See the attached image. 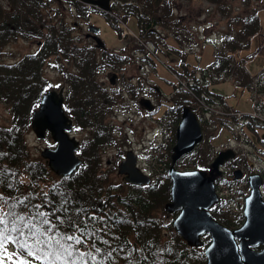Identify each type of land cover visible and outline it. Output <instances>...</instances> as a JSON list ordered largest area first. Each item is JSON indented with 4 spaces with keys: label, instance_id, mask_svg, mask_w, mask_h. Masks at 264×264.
<instances>
[{
    "label": "rangeland",
    "instance_id": "374dc122",
    "mask_svg": "<svg viewBox=\"0 0 264 264\" xmlns=\"http://www.w3.org/2000/svg\"><path fill=\"white\" fill-rule=\"evenodd\" d=\"M61 1H64L63 11L60 9L58 10L57 8L56 13H61V15L65 17V22H63V24H65L66 22L69 23V20L73 17L75 21H77V25L80 26L76 27V29L72 28V26H70L71 24L68 25V29L62 26V32H59V34L61 33L63 36V33H65L66 35H69V42L73 41L74 39V41L76 40V44H78V46L90 49L84 55L81 54L85 56V58L87 56L90 64L93 65L94 63L93 60H91L90 55L92 52H95L96 56L100 55L103 52L101 51V48L99 46H94L90 38H85L83 36V32L86 29L85 25L87 22L99 28L98 35L100 36L101 40H103L105 46L104 48L106 49L105 51H107V53L113 51L118 54V57L125 58L123 59V65L121 67L120 64H118L117 66H112V68H114V70H116L117 73L119 75H122L123 77L135 80L137 78L140 79L139 81H136L139 82V87L134 88L136 91H133L135 98L138 96V92L141 93V90L145 93H152V89L150 86H147L145 88L141 87V82H144V78H146L151 85L156 84L161 91H164L166 95L170 96L174 101L168 102V100L166 99V106H169L171 104L173 105L175 104V102H182L183 104L187 103L192 106L202 124L201 126L203 136L190 152L185 155L183 154V156L177 158V160L174 162V166L176 168H188L196 166H205L204 168H207L210 160L215 155V152L217 150L224 149L226 147L229 149L232 148L234 154L226 159L223 163L224 175H226L225 177H227L228 180L225 181V179L223 178V180L217 183L218 189L221 188L222 190L221 196H223V199L219 205V210L215 211V218H218L221 222L223 217H226L228 218V220L232 221L239 220L237 214H239L241 210V207L239 205L240 203H242V200L240 199L238 192H241L243 194L244 190L242 191L241 188L244 189L245 187H243L244 185L238 186L237 184H235L236 187L232 188L234 192L233 194H231L232 190L230 189L231 187H229V185H232V183H235L236 181L230 179L231 176L229 174V171L236 165L247 168L246 163H244L243 159L246 160V162L250 163L254 161L256 165L262 166V169L264 171V125L260 126L258 124H253V126L255 127V131H253L246 127L247 121L245 122V119L243 117H237V115L234 116L233 114H231V112H233L231 107L243 113L252 112V100L251 98H249L247 90L237 87L235 85L236 81L234 80L233 76L227 75L223 77L225 81L217 82L216 84H211V82L217 80L220 81L223 79L219 78L217 80L213 79L207 81L208 89H214V91L222 93L226 99L227 104L225 103V99L222 95L220 99L219 97L216 98L215 95L211 94L205 96V98L199 95V99L195 98L194 94L185 89L184 85L186 80H192L193 77L190 74L191 72L194 75L196 74L197 76L200 74V70H198L200 68H198L197 65L205 66V64L209 63L212 60L214 51L225 46L223 45V39L226 34L227 36H229L228 33L236 35V31H227L230 30L233 25H236V23H234L233 21L235 14H237V16L240 18V21L242 20V17L247 13L257 10L261 11V16H264V2L258 0H219L218 2H215V0H169L171 4L175 5V9L172 15H174L175 17L178 15L180 18L183 16V19L181 20V22L177 23V26L176 24L165 25L166 27H163L161 25L155 26V32L151 36H153V39L156 43L161 45V49H157L154 52L155 56H152L153 59H150L145 55L144 50L151 51L150 49L153 45L151 43L142 41L145 45V48L143 45L142 47H139V44L141 42H138L139 40L136 36L138 33L136 18L132 14H128L127 18L122 16L125 9L124 7H122L125 3L123 2L124 0H116V2L120 5L116 6L115 8L116 13L118 12L117 16L119 17V19L111 16L112 21L107 18V16L110 15H102L100 12H98L99 9L94 8L92 5L89 6L92 8V12L84 14L85 5L83 4V2L81 3L79 1L78 15L74 17V12L72 11V9L68 10L69 6H67L66 0ZM143 2V0H139L138 5L143 6ZM28 4L29 0H23V3L21 1V5H24L26 8ZM10 5L11 4H8L6 0H0V66L5 67L9 65H15L17 62L19 65V63L24 58H28L29 52L35 51L36 49L39 50V48H41L42 51L49 50L50 52L44 55V58L40 63L38 70L43 83V89L53 87L57 88L56 83L58 80H61V83L65 88V100H67L66 94H68L67 92H69L73 95L75 94V99L77 101H82L85 98L84 96H86V94L82 90L76 91L77 88H80L78 84L80 80L78 74H80L79 71L81 68L79 66V63H81L80 59L77 60L75 56V59L70 58V56L65 53H62V58L59 55L55 56L53 54L55 51V43L56 41L59 42L60 36L57 32V35L54 38V42H52V40L49 39V31L47 32V30L49 28L48 23H57V15L53 14L49 22L47 23H45L46 20L44 22L42 21L43 27L41 28V30H39V33L35 32L31 33L32 35L25 36L20 32H24L26 30H22L23 28H19V32H16L11 20L9 19L11 13H14L18 8L14 6L8 9ZM17 6L20 5L18 4ZM44 8H42V10H44L42 12L43 14L47 10ZM80 8L83 11H79ZM160 13H162L161 9L159 11V14ZM120 20L123 21L120 23L122 28H120V26L118 25L116 26V24ZM35 21L37 20L35 19ZM125 25L127 28H130V30H127V33H123V26ZM238 26H240L239 20ZM195 32H197V35H195ZM209 32L211 34H208ZM225 32L227 33L224 34ZM176 34L177 36H175ZM73 35H76V39ZM191 36H193L194 39L190 38ZM207 36L212 37V43L210 42V40H208ZM37 38L41 39L39 42V46H37ZM259 39L262 47L261 52L264 53V34L259 35ZM48 40H50V42H47ZM249 41L250 46L244 51H248V49L250 48H255L258 41L257 35L251 36ZM66 42L69 43L68 41ZM44 45H46V48H43ZM67 47L68 46H62V48L64 49H67ZM177 52L179 53L180 57L186 59V62L184 61L182 65L188 66V69L184 70V73L182 75H177V78H175L171 70L175 69L178 72L177 67L179 66L177 64H179V55ZM140 53L141 55L138 56ZM253 53L254 52H251L247 55L241 54L242 58L245 56L244 59H239L241 61V64H245V62L250 59L249 57H251ZM57 59H60L59 61L61 62L57 63ZM254 60H258V57L254 58ZM262 62L263 58H261V65ZM108 63L111 66V62ZM135 63H138L139 67H137ZM60 64L63 67L67 68V70L65 71L67 74H65L63 72V69L60 68ZM179 65L182 69L181 64ZM258 66L259 65H255L256 71H258L260 68V66ZM192 67H194L195 70H191ZM249 67L247 66V68ZM68 68H71V70ZM86 71H88V69L83 72L86 73ZM249 71L250 73L253 72L251 69H249ZM98 76L103 77V74L100 72L98 75V73H96L95 71V74H93V76H88L92 79V86L90 85V91L93 94L92 100L94 103H96L97 100L101 103L102 100L98 97L100 95L99 92H103L102 87L95 84L98 82ZM219 76L221 77V75ZM122 81L123 79H120L118 86L123 83ZM194 82H196V79ZM103 83H105L103 84L105 88L111 87V85L107 82V79H105ZM125 83L128 84L127 82ZM177 85L178 88L181 87L183 92L176 91L174 92V94H172L171 91ZM122 93L124 95L120 94V98H115L110 102H106L105 108L104 105H101V112L103 111V113H101V127L92 121L89 122V125L79 126L67 110V108L69 109L68 105H72V102L68 100L66 102L68 105L66 103L64 104L65 113L72 120V127L74 128V130H72L73 136L79 143V149L77 152L78 157H83V155H81V147H86V142L92 144L94 142L93 138L102 134L101 142L104 143L97 145V164H95V177L96 180L98 179L97 183H100V186L102 185V187H104V190L107 189L108 191V188L111 189L112 195H115L116 193L133 191V188H131V186L129 185L130 183L121 179L119 174L116 172L115 168L119 159L115 157L110 165L106 164V167L104 166L106 158H109L111 152L116 149L114 148L115 146H113V143L116 141V139H118L117 141H120V139L123 137V131H127V136L130 137L132 143L131 147H135V150L139 152L137 149L138 146H136L135 138L137 139L140 126H142L140 124L146 125L147 127L157 125L158 131V124L164 122L165 120L172 119L173 116L172 110L170 109L168 110V112L167 107H164L154 112L155 115L162 114V116H160L159 118L155 117L154 119H150L151 117H149V115L145 113L146 110H141L140 108L138 109L133 103L132 105L130 103L128 112L125 107H121V109L119 110L114 108L113 111L114 105L112 106L111 103H115L116 101L121 100V98L123 99V96L127 95V93L125 92ZM208 98H211V100H213L208 101ZM163 101L165 104L164 99H162L161 102ZM36 102L37 100L34 102L31 109L36 106ZM73 105L71 106V112L73 111V114L76 115L77 110L73 107ZM142 111L145 114L143 117L141 114ZM114 112H117V116H114ZM103 121L105 123L107 122L106 126H102ZM8 125H10L9 103L0 96V126L7 127ZM174 126L175 124L173 123V125L171 126L172 129H174ZM21 139L23 140L25 148V160L41 161V157L39 156L40 150L43 147H47L52 144V141L47 133L43 136L42 139H36L35 136L30 132L29 126H26L22 130ZM145 142H147L148 144L144 145V151L141 152L140 157L138 158L139 164H141V166L143 167H147L148 172L151 176V183L155 182L156 180L165 181V179L168 177L166 174V170L168 167L167 165L170 162V148L162 147V152L157 153L158 155L153 156L151 154V151L154 148L150 146L151 142L149 143L147 139H145ZM124 147H126V145ZM161 149L159 150V152L161 151ZM84 154L91 156L93 153H89L88 151V153L85 152ZM51 177L56 181L54 174ZM22 180L23 183L28 182L27 176L23 175ZM41 185L42 184H40L39 186L40 188ZM137 189L139 191L141 190L140 192H145L146 185L138 186ZM230 196H237L238 199L233 200V204H231V202L227 204L226 202L228 201ZM163 203L164 201L161 202L156 208L152 209L153 216L157 221L160 222L158 236V242L160 244H163L166 241L173 240V238L177 239V235L174 234L173 228H171V218L176 213V211L168 212L163 208ZM223 210H225L224 214L226 213L227 215H224L222 213ZM228 226L231 227V225ZM207 238L208 236L206 234H203L201 236L202 244H200L199 247L196 246L202 253L203 261L204 253L202 251V248L204 245V241H208ZM4 263L7 262L4 261Z\"/></svg>",
    "mask_w": 264,
    "mask_h": 264
},
{
    "label": "trees",
    "instance_id": "16d2710c",
    "mask_svg": "<svg viewBox=\"0 0 264 264\" xmlns=\"http://www.w3.org/2000/svg\"><path fill=\"white\" fill-rule=\"evenodd\" d=\"M21 1L23 3V0L7 1L11 5H20L11 21L16 32L19 28H23L22 30L25 29L26 31L20 33L25 36L35 32L39 33L38 25L44 21L43 13L38 14L36 10L35 12L31 10V7H36L37 0H29L27 8L21 5ZM143 1V6H139V0H124L125 3L122 7L125 9L122 16L132 14L136 18L138 42L143 41L153 45L154 51H150L151 54L144 50L145 55L151 59L152 56H155L154 52L161 49V45L156 43L151 36L155 32V26L166 27L165 25L171 24L177 26L183 16L180 18L178 15L176 17L172 15L175 5L171 4L169 0ZM218 1L215 0V2ZM258 1L264 2V0ZM74 4L78 8V3ZM160 9L162 13L159 14ZM79 11H82L81 8ZM263 18L264 16H261L259 10L247 13L241 21L235 14L233 21L236 25L227 31H236V35L228 33L229 36H227V32H225L226 35L223 39L225 46L216 49L212 55V60L205 66L197 65L200 68L198 69L200 70L199 77L196 79L193 77V73H190L192 79L194 81L196 79L192 85L193 92L203 98L210 94L215 95L216 98L219 97V99L221 97L219 93L211 92L208 89V80L223 79L227 75L233 76L236 81L235 85L246 89L249 97L252 100L254 98V109L257 110L260 118H263L260 119L253 115L244 117L248 120L246 127L253 131H255L253 124L264 125V104L260 100V97L264 96V53L261 52L262 47L259 39V35L264 34ZM238 20L240 26H238ZM26 21H28V25H26ZM48 25L50 27L49 39L54 42L57 32L52 30L53 26L50 23ZM253 35H257L258 41L250 53L262 55L263 62L257 72L250 74L239 59L245 58V56L242 58L241 54L246 55L244 50L250 46L249 40ZM190 38L194 39L193 36ZM62 46H68L67 49L62 48V53L70 54L71 47L68 43H62ZM139 47L142 45L139 44ZM43 48H46V45ZM75 49L74 56H77V60L80 59L81 62H78L81 67L80 74H78L80 88H77L76 91L82 90L86 96L82 101H77L75 94L70 93L72 105L74 104L73 107L77 110L76 115L73 114V111L71 112L72 105L66 104L69 106V109L67 108L68 113L75 122L79 126H85L89 125L91 121L86 113V108L93 102V94L90 91L91 75L95 74L97 65H109L108 62H111V66H117L121 62L123 63L125 58H120L118 54L111 51L107 53V51L101 50L103 53L100 55L95 56L93 52L90 54L91 60L94 62L92 65L87 56L86 58L83 56L90 49L80 46ZM48 52L50 51H42L39 48L36 52L30 53L28 58H24L19 65L17 62L15 65L0 66V96L8 101L10 109V125L7 127L0 126V212L5 215V224L0 225V228H6L5 234L11 237L5 242L4 247L0 248V260H7L12 264H20L21 261L24 264H63L62 260L53 261L51 255L48 256V260H45L43 245L32 247L33 240L27 235L18 237L17 232L11 231L15 224L20 223L16 220L17 216L27 218L30 215L35 216L39 211L47 215L52 225L57 226L54 234L56 238H59L61 234L72 233V221H75L80 227H83L84 222H87L90 230L96 232V236L87 237L83 245L76 247H79L82 252L90 251L96 257V260L89 262V264H204L201 251L194 245H188L174 230L177 239L173 238V240L163 244L158 242L160 222L153 216L152 209L161 202L168 201V177L165 181L156 180L146 184L145 192H140L141 190L137 189L141 185L129 184L133 191L116 193L115 195H112L111 189L108 188V192L107 189L104 190L102 185L100 186V183H97L98 179L96 180L95 177L96 154L93 150L98 147L97 145L104 143L101 142L102 134L93 138L92 144L86 142V147H81L83 157H81L82 163L79 167L66 176L54 175L56 181L51 177L53 174L41 159V161L24 159L25 148L21 133L26 126H29L31 107L42 92L43 83L38 70L44 55ZM184 61L186 62V59L179 55L178 63L181 64L182 69L179 64H177L179 67H176L178 71L181 70L183 73L184 70L188 69V66L182 65ZM87 69L88 71L84 73L83 71ZM191 70H195V68L193 67ZM99 94L102 99L100 105H104L105 108V103L110 102L111 99L109 100L103 92H99ZM207 100L212 101L213 99L208 98ZM105 124L103 121L102 126ZM88 151L93 154L91 156L84 154ZM23 175L27 176L28 182L23 183ZM40 184H42L41 188L39 187ZM21 201L23 203H20ZM61 220L65 222L61 223ZM236 221L228 220L226 217L222 219V223L231 226H234ZM171 228H173L172 225ZM24 231L27 233V229ZM25 241H27L29 248L22 250L20 245ZM93 243H95V247L100 249L99 253L91 247ZM36 248L41 249L38 255H28L29 251L35 253ZM53 250L54 248H50L47 251Z\"/></svg>",
    "mask_w": 264,
    "mask_h": 264
},
{
    "label": "water",
    "instance_id": "95a60500",
    "mask_svg": "<svg viewBox=\"0 0 264 264\" xmlns=\"http://www.w3.org/2000/svg\"><path fill=\"white\" fill-rule=\"evenodd\" d=\"M108 9V0H81ZM88 30L94 32L96 45L102 46L96 32L98 27L88 25ZM53 91H45L39 99L38 106L30 116V128L35 138L41 139L47 131L55 143L52 148H42L39 156L46 167L56 176L70 174L80 159L75 155L77 142L70 132V120L61 109L62 98ZM147 98L139 100L145 108L151 109L152 104ZM202 138L201 125L195 112L187 104L181 108V116L175 129V141L172 144L168 175L170 177L169 200L164 203V209L175 210L177 214L171 219L174 230L189 245H199V236L207 232L208 243L203 247L205 264H264V198L260 195L261 178L258 173L248 176L249 191L244 198L243 221L229 228L210 215L209 208L218 200L213 184V172L217 166L232 155V150L224 149L217 152L212 159L208 172L203 169L177 170L174 161L191 150ZM135 157L129 158L128 153L118 163V172L122 178L131 183H146L150 178L134 164ZM239 170L233 169L234 177ZM261 246L257 249V245Z\"/></svg>",
    "mask_w": 264,
    "mask_h": 264
},
{
    "label": "flooded vegetation",
    "instance_id": "af4514ba",
    "mask_svg": "<svg viewBox=\"0 0 264 264\" xmlns=\"http://www.w3.org/2000/svg\"><path fill=\"white\" fill-rule=\"evenodd\" d=\"M6 1H8V0H6ZM115 2H116L115 0H108V7L109 8L106 11H102L101 10V13L103 15L104 14L105 15L109 14L111 16H117L118 12L116 13V11H114V10H115L116 6L119 5V4L117 2L116 3ZM74 3H76V1L74 2L73 0H66V4H67V6H69L68 10L72 9V11L74 12V17H76L78 15V8H77V6H75ZM14 6L15 5H10V7H8V9L12 8ZM36 6H37L36 8L35 7H31V10L33 12H35V10H36L38 12V14H41L44 11V10H42V8L45 7L44 9H47L45 11V13L43 14V19H44V21L46 20L45 23L49 22V20H50V18L52 17L53 14L57 15V23H52V22L50 23L53 26L52 30L55 31V32H58V35L60 36L59 42L56 41L55 51H54L53 54L55 56L59 55L62 58V56H63L62 55V43H65L66 41L69 42V39H68L69 35L64 34L62 36L61 33L59 34V32H61V27L64 26V27L67 28L68 25L71 24L70 26H72V28L76 29V27H78L80 25H77V21H75V19L73 17L69 20L70 21L69 23L66 22L65 24H63V22H65V17L63 15H61V13H56V9L58 8V10L60 9V10L63 11L64 1H61V0H37L36 1ZM16 7L19 8L20 6L16 5ZM84 9H85L84 14H88L89 12H92V8L89 7V6H86ZM15 12L11 13V15L9 16V19L11 21L14 19L13 17H14ZM29 16H30V13H29ZM127 16L128 15L123 16V17H127ZM26 23H27L26 25H28V21H26ZM88 24L92 25L89 22L86 23V25H85L86 29L83 32V36L85 38H90L92 43L94 44V46H96V47L99 46L101 48V50H105L104 46L96 45V43L94 42V39H93V36H92L93 33L91 31H89L88 28H87ZM38 26H39V30H41V28L43 27L42 23H39ZM49 30H50V27L48 28L47 32ZM73 36L75 38L76 35H73ZM40 40L41 39H39V38L36 39L37 46H39ZM68 45L71 47V49L69 51L70 54H67V52H66V54L68 56H70V58H73V59L77 58V56H75V58H74V52L76 50L75 48L79 47L78 44H76V40L74 41V39H73V41H70L68 43ZM94 54L96 56L95 52H94ZM59 60L60 59H57V63L61 62ZM72 64H73V62H72ZM135 64H136L137 67H139L138 63H135ZM75 65H76V63H75ZM122 65H123V63L120 64V67ZM60 68H62L63 72L65 74H67L65 72L67 70L66 67H63L60 64ZM68 69L71 70V68H68ZM100 72L103 74V77L98 76L97 85L98 86H99V84L101 85L103 93L107 95L108 99H111L110 101H112V99H115V98H120V94L124 95L122 92H125L128 95V96L127 95L123 96V99L121 98V100L116 101L115 103H111L112 106L114 105L113 106V111H114V108L119 110V109H121V107H125V109L128 112V109L130 108L129 107L130 103H131V105L133 103L134 105H136V107L138 109L140 108L141 110H146L145 113H147L149 115V117H151L150 119H154L155 117L159 118L160 116H162V114L161 115H155L154 112L156 110H160L161 108H164V107H167V111L171 109L172 112H173L172 119L165 120L162 124H159V130L158 131H156L157 125L156 126L154 125V126L147 127L146 125L140 124L142 126H140V130H139L137 139L135 138L136 146H138L137 149H138L139 152H137L135 150V147H131L132 143H131L130 137L127 136V133H126L127 131H123V133H122L123 137L120 139V141H117L118 139H116V141L113 143V146H115L114 148H116V149L111 152L110 157L106 158V160L104 162V166L106 167V164L110 165L112 163V160L115 159V157H116L117 159H119V161H118V163H119L121 160H123V158L126 157V154L128 153V157L129 158H134L135 157L134 164L138 168H140L142 171H145L149 175V177H151L149 172H148L147 167L141 166V164H139V161H138V158L140 157L141 152L144 151V148H145L144 145L148 144L147 142H145V139H147L148 142H150L152 137H153V141L154 142H156V139H158V141H157L158 149L155 150L156 152H153L154 156L158 155L157 153H161L162 152V150H163L162 147H169L170 148V153L169 154H171L172 146H173L172 144H173V142L175 140V128H176V125H177V121L179 120V118L181 116V112H180L181 104H178L177 102H175V104H173V105L171 104L169 106H166L167 105L166 104V99L168 100V102H174V101L171 99L170 96L166 95V93L164 91H161L157 87L156 84H152L151 85L150 82L146 78H144V82H141V87L145 88L147 86H150L151 89H152V93H150V94L149 93H145V92H143L141 90V93L138 92V96L135 98L133 91H136L134 88L139 87V82H136V81L140 80L139 78H137L135 80V79H131V78L129 79V78L123 77L122 75H119L117 73V71L114 70V68H112V66H110V65H97L96 73H98V75H99ZM194 77H195V75H194ZM105 79H107V82L111 85V87H109V88L106 87L105 88L103 86V84H105V83H103V81ZM120 79H123V81H122L123 83H121L120 86H118ZM124 81L127 82L128 84H126ZM56 87L57 88L53 87V88H47L45 90H53V92L56 95H58V96H59L58 92H59V90H61L60 95H61V98H62V105L65 104L68 100L69 101L72 100V95L69 92H67L68 93V94H66L67 100H65V97H64L65 96L64 95L65 88L62 85L61 80L57 81ZM121 89H122V91H121ZM98 97L100 98V95ZM142 97H144V98L147 97L149 99V101L152 102V104H154L151 109H146L141 103H139V100L142 99ZM162 99L165 100V104H164V101L161 102ZM73 101H74V99H73ZM86 113L88 114V118H90V120L92 122H94L95 124H97V125H99L101 127L102 118H101L100 101L97 100L96 103L92 102V104L86 109ZM116 114H117V112H114V116H117ZM141 114H142V117L145 115L143 113V111L141 112ZM173 123L175 124L174 129H172V127H171L173 125ZM105 126H106V124H105ZM125 145H126V147H124ZM160 149H161V151L159 152ZM96 150H97V147H95V149L93 150L95 154L97 153ZM181 156H183V155H181ZM224 161L221 163V166L218 168V170L217 169L214 170V173L212 175H214L215 179L220 180V179H222L224 177L226 180H228L227 177H225L226 175H224V169H223ZM243 161H244V163H246V167L247 168H245L243 166H238V165L236 166L238 168V170H239L238 173L240 174L237 178H235L238 181L236 183L237 184L240 183L239 185H244L245 181H246V183L248 182L249 174L256 170L258 173H260L261 184L263 185L262 186L261 197L264 198V172L259 170L257 168V166L254 165L253 163L246 162V160H244V159H243ZM118 163L116 164V168H115L116 172L118 171V169H117ZM210 166L211 165H210V162H209L208 167L206 168V170H209ZM177 169H178V167H177ZM179 169H184V168H179ZM233 169H235V167H232L230 169V171H229V174L231 176L230 179H234V177H233ZM118 174L122 178L123 175L121 173H118ZM220 203H221V199H219V201L216 204H212V206L209 207V210H210L211 214L215 215V211L219 210L218 208H219ZM173 211H176V213L178 212L177 209H175ZM258 247H260V245H258L255 248L257 249Z\"/></svg>",
    "mask_w": 264,
    "mask_h": 264
},
{
    "label": "snow or ice",
    "instance_id": "6c2138e0",
    "mask_svg": "<svg viewBox=\"0 0 264 264\" xmlns=\"http://www.w3.org/2000/svg\"><path fill=\"white\" fill-rule=\"evenodd\" d=\"M20 203H23V201ZM9 215H12V213H9ZM16 220L20 221V223L15 224L11 231L17 232L18 237H25V235H27L33 240L32 247L43 245L45 260H48L49 255H51L53 261L62 260L63 264H89V262L96 260V257L92 255L90 251L82 252L79 247H76L78 245H83L87 237L96 236V232L90 230L87 222H84V226L80 227L75 221H72V233L61 234L59 238H56L54 234L57 226L52 225L47 215L43 212L37 211L35 216L30 215L27 218L25 216H17ZM60 222L64 223L65 221L61 220ZM4 224L5 215L3 212H0V225ZM24 229H27V233H25ZM6 231V228H0V248L4 247L5 242L11 239L9 235L5 234ZM77 233H79V235H77ZM17 242L19 243V240H17ZM20 246L22 250L29 248L27 241ZM91 247L95 248L97 253L100 252V249L95 247V243H93ZM50 248H54V250L51 252L47 251ZM40 251V248H36L35 253L29 251L28 255H38ZM20 264H24V262L21 261Z\"/></svg>",
    "mask_w": 264,
    "mask_h": 264
},
{
    "label": "crops",
    "instance_id": "0c3cea01",
    "mask_svg": "<svg viewBox=\"0 0 264 264\" xmlns=\"http://www.w3.org/2000/svg\"><path fill=\"white\" fill-rule=\"evenodd\" d=\"M262 55H257V54H254V57H250V59H248L245 63L247 64V66L249 67L248 69H251L253 72L256 71V68H255V65H259L260 67L262 66L261 65V57ZM258 57V60H254V58ZM253 61V62H252ZM258 66V67H259ZM257 67V68H258Z\"/></svg>",
    "mask_w": 264,
    "mask_h": 264
},
{
    "label": "bare ground",
    "instance_id": "6f19581e",
    "mask_svg": "<svg viewBox=\"0 0 264 264\" xmlns=\"http://www.w3.org/2000/svg\"><path fill=\"white\" fill-rule=\"evenodd\" d=\"M165 210H166V209H165ZM167 211H168V210H167ZM169 211H171V210H169ZM169 211H168V212H169Z\"/></svg>",
    "mask_w": 264,
    "mask_h": 264
}]
</instances>
